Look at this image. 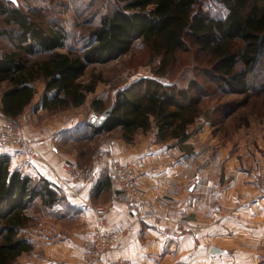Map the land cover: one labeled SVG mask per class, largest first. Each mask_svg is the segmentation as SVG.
<instances>
[{
  "label": "trees",
  "instance_id": "trees-1",
  "mask_svg": "<svg viewBox=\"0 0 264 264\" xmlns=\"http://www.w3.org/2000/svg\"><path fill=\"white\" fill-rule=\"evenodd\" d=\"M197 0H116L90 34L91 46L80 55L62 53L68 33L44 7H24L0 1V84L4 118L16 119L44 90L41 108L61 112L83 106L95 84L82 78L89 66L117 61L137 42L149 50L159 66L154 76L163 77L177 60L179 51L196 49L206 67L200 70L204 85L192 81L187 89L165 85L156 79L140 80L116 95L111 116L100 128L87 124L90 136L121 130L131 140L139 131L156 129L160 143L184 142L188 129L201 116L202 100L217 94H248L264 90V0H220L223 19H214ZM45 55L47 58L32 61ZM201 57L198 60H202ZM213 86V87H212ZM92 109L107 108L95 99ZM36 200L51 207L63 198L44 179H32L11 170V158L0 156V264H12L33 250L30 241L17 238L30 222L26 212Z\"/></svg>",
  "mask_w": 264,
  "mask_h": 264
},
{
  "label": "crops",
  "instance_id": "crops-1",
  "mask_svg": "<svg viewBox=\"0 0 264 264\" xmlns=\"http://www.w3.org/2000/svg\"><path fill=\"white\" fill-rule=\"evenodd\" d=\"M39 84L42 83H38L34 102L16 119L24 136L33 143L36 156L32 157L25 149L7 150L1 146L0 156L11 158L12 171L48 181L59 195L67 198L74 212L84 215V233L80 237L48 241L44 264L82 261L87 243L94 234L96 206L108 209L109 230L115 231L130 221L135 222L134 230L120 237L104 255L105 261L216 264V257L209 254L215 241L232 240L236 235L234 231L244 229L250 222L264 233V141L258 142L263 153L255 151V158L251 156L250 159L248 155L246 160L233 158L232 147L226 146L221 150L223 157L218 160L192 161L190 157L194 152L190 153L182 142L175 140L158 142L155 130L152 134L137 132L131 140L124 139L123 134L113 137V132L99 135L101 139L110 137L108 142L101 144V150L131 163L139 171L137 184L142 201L156 205L169 222L158 228L144 218L138 206H131L120 196L111 178L110 161L99 165L86 183H71L68 165L84 167L91 159L88 156L84 161L81 147L86 139L84 132L90 134L91 131L84 126L83 116L74 123L69 119L70 112L63 116L42 109L40 98L44 85L42 88ZM7 87V83L0 84L2 118V94ZM248 148L255 150L245 144L240 151L246 152ZM200 169L203 176L197 180L196 171ZM247 235L241 243L248 244ZM223 250V262L232 260V248ZM241 254L240 260L247 261L245 254Z\"/></svg>",
  "mask_w": 264,
  "mask_h": 264
},
{
  "label": "rangeland",
  "instance_id": "rangeland-1",
  "mask_svg": "<svg viewBox=\"0 0 264 264\" xmlns=\"http://www.w3.org/2000/svg\"><path fill=\"white\" fill-rule=\"evenodd\" d=\"M17 1L24 7H44L47 9L48 16L59 21L68 33L67 46L64 50H61V52H72L80 56L92 44L90 40L91 32L99 26L100 20L105 14H111L113 12L116 5V0ZM203 9L214 19H223L227 15V10L220 3V0H203ZM1 20L2 18L0 17V22ZM202 56L203 55L197 53L196 49L179 51L177 53L176 62L169 69L167 74L163 77H156L154 76V69L157 70L159 61H153L148 48L142 42H137L132 47L131 51L119 60L106 64H94L89 66L81 80L84 84L94 83L95 92L88 96L83 106L70 108L61 112H54V114L57 113L59 115L68 116L70 112V114H72L69 119L73 120L74 123L83 116L84 126L87 127L89 117L92 113L100 115L91 107L93 100H102L108 109L115 103L118 92L125 90L127 87L140 80L156 79L165 85H176L180 89H187L192 81H198L199 84L204 85V79L200 77L201 68L206 67ZM199 57H201L202 60L199 61ZM45 58H47V56L39 55L32 58V61ZM41 85L43 88V83ZM30 109L33 108L31 107ZM201 109V116L188 129V139L182 142L185 148L191 150L190 153L194 152L193 155H196H194L195 158L194 156L190 157L192 161L218 160L223 157L221 150H224L226 146L232 147L233 158L236 157V159L239 160H246L247 155L250 159L251 156L255 158V151L256 154L259 152L263 153L262 150H259L258 142L264 141V90L260 91L256 88L248 94L212 95L202 100ZM2 120L10 119L0 117V121ZM14 122L18 125L23 138L27 140L34 149L33 143L24 136L19 123L17 121ZM154 130L156 131L155 128L152 131ZM152 131L148 133L152 134ZM121 134V130H116L113 132L112 136H120ZM109 138L104 137L101 139L99 136L92 138L90 134L84 132L85 140L81 146L84 151V161L88 159V156H90L91 159L84 167L79 166L81 169L89 167L99 153L107 152L101 150L100 146L103 142H108ZM245 144L254 147L255 150L252 151L248 148L246 152H241ZM23 149L27 150L26 148ZM197 150L201 152L196 154L195 151ZM27 151L29 152V150ZM242 153L245 155L241 156ZM31 156L34 157L33 154H31ZM105 161H110L111 178L113 177L114 162L122 164L128 163L118 160L112 155H109L108 159ZM128 164L135 168L131 163ZM98 167L99 166L96 168ZM94 171L88 180L81 183L89 181ZM196 172L201 173L200 178L197 179L200 180L203 176V171L200 169ZM113 184L118 190L114 181ZM60 196L63 200L56 205L48 207L44 206L40 200H36L27 210L26 215L30 219V222L26 227L20 230L17 238H24L30 241L33 245V250L28 253H23L12 264H44V254L48 249V247H46L48 241L54 238L64 240L76 235L80 237L84 233L83 213L74 212V210L70 208L67 198L63 195ZM120 196L127 201L123 193L120 192ZM251 224L253 223L250 222L244 226V229L239 228L234 231L236 235H234L232 240L219 239L215 241L214 247L209 249V254L212 257H216V264H264V233H261L260 229ZM4 234L2 226L0 225V244L3 241ZM94 235L95 220L94 234L91 239ZM246 235L248 237V244L244 242L241 243ZM91 239L89 241H91ZM223 248H232V250H230L232 252V260L228 257L229 259L225 263L221 257L225 253ZM231 252L228 251L227 253ZM241 253L245 254L248 258L247 261L244 262L240 260ZM86 255L87 251L80 263L84 261Z\"/></svg>",
  "mask_w": 264,
  "mask_h": 264
},
{
  "label": "built area",
  "instance_id": "built-area-1",
  "mask_svg": "<svg viewBox=\"0 0 264 264\" xmlns=\"http://www.w3.org/2000/svg\"><path fill=\"white\" fill-rule=\"evenodd\" d=\"M203 5V0H197L192 6L194 15L198 12L200 6ZM0 144L8 150H18L26 148L31 154L36 156V151L23 138L18 125L12 120L0 121ZM109 153H99L94 158L91 165L85 169H81L76 164H69L67 171L71 175V183L78 184L88 180L94 169L107 160ZM139 171L133 168L130 164H122L114 162L113 166V181L117 186L119 192L123 193L127 201L132 206H138L142 211L145 219H150L152 223L158 228L165 227L169 224L164 218L163 214L157 209L154 204L142 201L141 195L138 192L137 181L139 178ZM200 172L196 173V178L199 179ZM95 218V235L87 243V255L84 261L80 264H134L127 259L116 261H105L104 255L109 251L118 241V239L134 230L135 222H128L117 230H109L108 211L105 207L98 206L94 208Z\"/></svg>",
  "mask_w": 264,
  "mask_h": 264
},
{
  "label": "water",
  "instance_id": "water-1",
  "mask_svg": "<svg viewBox=\"0 0 264 264\" xmlns=\"http://www.w3.org/2000/svg\"><path fill=\"white\" fill-rule=\"evenodd\" d=\"M7 1L15 5H18L17 0H7ZM113 110H114V106L112 105L100 115H96L95 113H92L89 117L88 124L94 128H100L106 122V120L111 116Z\"/></svg>",
  "mask_w": 264,
  "mask_h": 264
}]
</instances>
